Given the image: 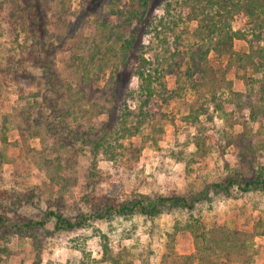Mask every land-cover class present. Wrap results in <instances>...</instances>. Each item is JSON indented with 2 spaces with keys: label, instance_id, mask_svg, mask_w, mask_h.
Listing matches in <instances>:
<instances>
[{
  "label": "rangeland",
  "instance_id": "obj_1",
  "mask_svg": "<svg viewBox=\"0 0 264 264\" xmlns=\"http://www.w3.org/2000/svg\"><path fill=\"white\" fill-rule=\"evenodd\" d=\"M180 1L150 4L141 42L129 51L126 16L144 9L139 0H47L56 72L49 92L21 62V0H0V215L13 222L0 225V264H34L38 255L37 264H264V191L233 187L227 196L210 186L235 167L246 176L264 170V72L231 73L229 90L198 98L185 71L195 22ZM231 25L251 30L241 14ZM234 49L247 43L236 39ZM46 115L54 124L40 119ZM105 122L109 133H74L102 136L98 150L62 129ZM241 145L248 167L239 162ZM202 190L206 199L191 210L89 218L71 230L54 231V218L32 230L16 226L48 211L76 220L101 212L108 199ZM216 226L247 233L241 253L213 247Z\"/></svg>",
  "mask_w": 264,
  "mask_h": 264
},
{
  "label": "trees",
  "instance_id": "obj_2",
  "mask_svg": "<svg viewBox=\"0 0 264 264\" xmlns=\"http://www.w3.org/2000/svg\"><path fill=\"white\" fill-rule=\"evenodd\" d=\"M161 0H139V6L144 7L142 11L132 10L126 16L129 22V37L124 39L126 50H134L141 42L143 32L147 24L144 18L146 9ZM24 10L27 40L21 48L25 54L21 62L30 63L36 70L32 78L38 83L43 81V85L49 92L55 91L56 80L53 57L50 55L48 45V30L45 27V14L49 10L47 0H21ZM185 19L188 22H195L192 30V37L196 50H191L187 61L186 73L191 81L192 89L198 93V98L217 92L229 90L232 82L229 79L231 73L241 72L239 77L246 79L247 72H264V0H181L180 1ZM45 4V7L43 6ZM241 14L246 18L251 26L249 31L234 30L231 22L235 15ZM135 19L136 21H133ZM126 21V22H127ZM243 40L247 43L246 51H236L234 40ZM133 52V51H132ZM142 76V73H140ZM42 80V81H41ZM46 99V98H45ZM50 113H57L56 100L47 102ZM49 113V114H50ZM50 117L41 116L49 126L52 121H47ZM100 127H90L89 130L68 129L62 126L68 134H71L82 144L90 145L95 150L102 146V136L92 137L81 134L75 136L74 133H109V122L101 123ZM94 136V135H93ZM236 141L235 144H239ZM245 146L241 145L239 152V162L247 167L250 161ZM230 175H226L222 181L211 184L212 188L231 195V189L236 187L243 192L251 190L264 191V170L263 168L250 171V175H244L239 167H235ZM206 190L199 191L193 195L185 196L173 194L157 195L155 197L138 195L124 203H115L108 199L104 203L101 212L97 208L94 213L79 216V219L72 220L63 216L59 212L48 211L42 220L28 219L15 224L20 229L32 230L36 227H43L47 220L54 218V231L71 230L82 227L89 218L106 219L111 215H126L129 213H139L147 216H155L160 213L162 207H182L193 209L195 204L206 199ZM0 225H13L10 219L0 215ZM204 234V233H201ZM213 247L218 250L234 249L238 253L246 246L247 233L237 229H228L224 226H216L210 230ZM39 260L37 256L36 262Z\"/></svg>",
  "mask_w": 264,
  "mask_h": 264
}]
</instances>
